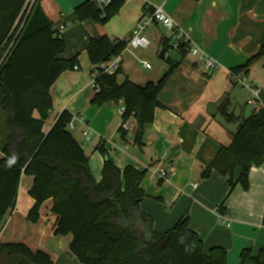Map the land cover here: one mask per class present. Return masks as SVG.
<instances>
[{"label":"trees","instance_id":"1","mask_svg":"<svg viewBox=\"0 0 264 264\" xmlns=\"http://www.w3.org/2000/svg\"><path fill=\"white\" fill-rule=\"evenodd\" d=\"M41 1L0 0V110L6 115L7 130L0 142V228L14 210L22 175H28L34 177L29 191L34 204L27 220L37 223L42 204L52 199V212L57 216L53 235H71L70 252L82 264H227V250L222 247L204 253L202 240L187 216L170 230L155 232L154 221L139 204L147 196L142 184L148 172L131 166L120 170L103 146L99 148L104 158L102 178L97 182L90 171V158L70 132L72 113L61 112L46 126L54 106L50 89L61 74L79 68V61L60 57L66 50L65 40L44 13ZM124 3L114 0L105 10H98L87 0L75 8L76 21L105 25ZM160 42L165 55L171 50L170 38L162 36ZM127 48L120 38L101 36L89 41L88 61L97 73L91 104L102 107L122 102V121H135L134 144L142 147L155 111L161 108L159 96L179 63L168 59L166 75L145 85L128 78L120 82L119 66L110 75L100 70L101 64L114 61ZM179 52L181 57L187 55L185 45ZM262 58L264 41L246 64L231 68L230 74L247 76ZM229 106L225 100L219 113L225 122L238 124L239 130L233 132L229 146L217 148L203 177L215 171L227 177L230 190L237 184L248 190L251 167L264 164V112L245 118L229 113ZM119 133L124 139L129 131L122 124ZM224 208L222 204L219 211ZM262 216L264 226V212ZM0 264H53V260L45 251L11 242L0 243ZM240 264H264V245L254 254L243 249Z\"/></svg>","mask_w":264,"mask_h":264},{"label":"crops","instance_id":"2","mask_svg":"<svg viewBox=\"0 0 264 264\" xmlns=\"http://www.w3.org/2000/svg\"><path fill=\"white\" fill-rule=\"evenodd\" d=\"M85 1H41L42 9L54 29L64 36L66 50L60 57L65 60L77 57L79 61L78 69L61 74L50 89L54 106L46 121L47 126L50 127L61 112L72 113L76 127L70 132L90 158V171L97 182L102 178L104 158L99 152L102 146L120 170L127 166L146 170L148 174L142 187L147 196L139 204L142 212L154 221L155 232H166L187 216L191 229L202 240L204 253H209L213 247H222L227 250V264H240L243 249L258 253L264 245V164L251 167L248 190L237 183L230 190L227 177L215 171L209 177H203V173L217 148L229 146L233 142V132L239 128L236 123L225 122L219 109L225 100L230 104L228 91L231 85L232 88L237 85L230 78V69L246 64L264 41L262 0H167L164 3L163 9L187 34L190 47L202 48L217 59L219 66L214 71L206 70L189 54L181 57L179 51L172 50L179 58L171 61L179 63V67L173 71L159 96L161 108L155 111L153 124L146 131L142 147L134 144L136 124L133 119L128 121L131 125L129 134L124 139L121 137L119 103H106L102 107L91 104L95 95L92 83L97 73L88 61V43L91 39L109 36L100 33L103 29L93 28L90 20L78 26L81 36L76 32L64 33L68 25L77 22L74 10ZM126 11L130 13L131 20L121 27V33L125 34L123 38L129 36L137 22L147 15L144 4L140 18L141 11L138 9ZM60 27H64L63 30ZM152 28L158 31L160 26ZM156 36L162 48V36ZM73 39L74 43L70 44ZM124 52L116 59L121 69L120 82L128 78L137 84L138 81L145 82L139 84L145 85L150 81L157 82L166 75L164 73L158 80L149 76L144 77V81L136 79ZM160 54H163L162 51ZM253 66L259 67L263 74L264 58ZM207 82L211 91L204 96L202 87ZM230 107L231 104L228 109ZM252 113L251 108L250 115ZM218 114L220 118H217ZM83 131H89L88 141L82 136ZM2 156L0 149V158ZM158 167L172 168L176 172L170 180L162 181L152 177ZM238 176L239 170L235 179ZM33 182V176L22 175L14 210L5 226L0 228V243L21 242L33 251H45L51 256L53 264H82L70 252L71 235H53L57 216L52 212V199L42 204L37 223L27 220L34 204L29 192ZM222 204L225 208L220 212Z\"/></svg>","mask_w":264,"mask_h":264},{"label":"built area","instance_id":"3","mask_svg":"<svg viewBox=\"0 0 264 264\" xmlns=\"http://www.w3.org/2000/svg\"><path fill=\"white\" fill-rule=\"evenodd\" d=\"M114 0H91L94 7L98 10H105L108 8ZM144 4V8L147 11V15L140 19L132 33L122 38L121 40L127 44L128 48H139L147 50L149 49L151 43L150 40H148L146 34L149 31L150 28L155 26L165 27L168 31V34L165 36L170 38V45L171 50L179 51L181 49L182 45H185L187 54H189L190 57H192L195 62H200L204 65L206 70L214 71L219 66V63L216 58H213L212 56H209L202 48L200 47H190L189 41H187V34L185 31L176 25L172 17L166 12V10L163 9V5L167 0H142ZM64 27H60V30H63ZM187 45V46H186ZM143 66L146 69H150L151 65L147 62H144ZM74 69H78L77 66L74 67ZM118 69V63L115 59L112 62L109 63H103L100 66V70L103 73L106 74H113ZM244 77H247L244 73H240L237 75L230 74V78L238 84V82H241L243 84V87L249 91L250 97L246 101L247 106L251 107L253 110V113L257 114L261 111L264 112V81L261 85H254V84H246ZM95 82L92 83V87L94 88ZM125 111V108L123 106L120 108V115L122 117L123 113ZM128 121H122L121 124H123L124 129L128 130L130 129V126L128 124ZM69 129L72 130L76 126L73 123V119L69 123ZM82 136L86 139V141L89 140V131H83ZM176 171L172 168L168 169L167 167H158L154 169V172L152 173V177H156L159 180L162 181H168L170 180V177L172 174H174ZM264 174V170H263ZM1 230V229H0Z\"/></svg>","mask_w":264,"mask_h":264},{"label":"rangeland","instance_id":"4","mask_svg":"<svg viewBox=\"0 0 264 264\" xmlns=\"http://www.w3.org/2000/svg\"><path fill=\"white\" fill-rule=\"evenodd\" d=\"M143 5L142 0H125L124 5L120 8L118 12H120L119 16L117 15L116 17L114 16L108 23L105 25L102 24H97L93 21H91V24L93 28L103 29V32H100L101 34H107L110 38H123L125 34L123 35L122 32V26L129 24L130 19V13H128L126 10H132L133 8L138 9L141 11V7ZM142 15V11L140 13L139 18ZM138 18V19H139ZM137 19V21H138ZM136 21V22H137ZM80 25L79 22H76L75 24H70L68 27H66V31L64 33L71 34L70 32H76L78 35L81 36V32L78 31V26ZM77 30V31H76ZM73 34V33H72ZM165 36L168 34L167 29L164 27H160L158 31L153 30V28H150L149 31L147 32L146 36L148 40H150V47L147 50L144 49H139V48H128L125 50V55H127L130 64L131 70L135 71V76L136 79L140 81H144V77L149 76L151 77L150 79H159L161 76L166 73V71L169 68V63L168 59L170 60H177L179 58V55L172 51L169 50L167 54L165 55V60L160 58V53L162 51V48L158 42V37L156 36ZM63 36V34H62ZM64 38V36H63ZM74 43V39L70 41V44ZM189 57V56H188ZM147 62L152 66L150 70L146 69L143 64L144 62ZM251 72L247 75V77H244L245 83L247 84H254V85H261L264 81V73L262 74V71H260L259 67L253 66L250 70ZM161 74V75H158ZM121 75V74H119ZM118 75V76H119ZM122 77V75H121ZM136 80V81H138ZM148 81V80H147ZM137 83V82H136ZM145 83V82H139L138 84ZM210 84V83H209ZM208 82L202 87V91L204 93V96L208 94V92L211 91L209 88ZM208 85V86H207ZM229 97H230V104L231 107L227 109V111L233 112L234 116H244L247 118L250 113H251V108L247 106L245 103L248 98L250 97V93L248 90H246L243 87V84L241 82H238V84L232 88L229 89L228 91ZM121 102H119V107L121 108ZM246 109H243V108ZM219 114H218V117ZM5 119L6 115L2 111H0V138L1 141L3 140L4 136L7 135V130L5 129ZM225 124V123H224ZM48 125V122L46 123V126ZM132 128V127H131ZM232 129V127H230ZM75 134H77V130H74ZM0 141V142H1ZM87 150V148H85ZM1 231V230H0Z\"/></svg>","mask_w":264,"mask_h":264},{"label":"water","instance_id":"5","mask_svg":"<svg viewBox=\"0 0 264 264\" xmlns=\"http://www.w3.org/2000/svg\"><path fill=\"white\" fill-rule=\"evenodd\" d=\"M160 58L164 59V58H163V54H160ZM237 130H239V128H237Z\"/></svg>","mask_w":264,"mask_h":264}]
</instances>
